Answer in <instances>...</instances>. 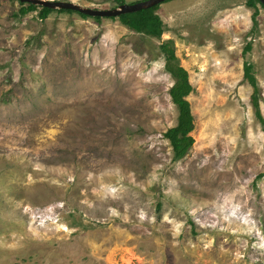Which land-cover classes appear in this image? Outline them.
I'll return each instance as SVG.
<instances>
[{
  "label": "rangeland",
  "instance_id": "374dc122",
  "mask_svg": "<svg viewBox=\"0 0 264 264\" xmlns=\"http://www.w3.org/2000/svg\"><path fill=\"white\" fill-rule=\"evenodd\" d=\"M246 2L166 0L154 38L0 0V264H264V132L243 76L247 61L264 120V8L253 31ZM165 40L192 86L178 159Z\"/></svg>",
  "mask_w": 264,
  "mask_h": 264
},
{
  "label": "trees",
  "instance_id": "16d2710c",
  "mask_svg": "<svg viewBox=\"0 0 264 264\" xmlns=\"http://www.w3.org/2000/svg\"><path fill=\"white\" fill-rule=\"evenodd\" d=\"M116 5L124 3V0H113ZM247 5L253 8V13L251 15L252 20V30H255L257 26V8L256 3L258 0H247ZM23 4V3H21ZM263 8L264 6L261 5ZM158 4L147 9H141L132 13H125L119 15L117 18L120 23L127 26L134 32L144 34L149 37L160 38L163 33L162 22L155 12ZM38 11V17L44 19L52 11V9L45 7H38L32 4H24L20 7L19 13L24 15L30 11ZM57 11L73 12L68 9H58ZM82 17H88L85 14L78 13ZM112 19L114 17H111ZM94 19L99 20L100 17H94ZM159 51L162 54L164 64L163 69L167 72L173 79L174 83L169 89V96L171 101L176 105L177 108V122L175 126L167 129L164 132V137L169 141L173 149V158L178 159L184 156L189 147L193 143L192 137L189 132L193 129V117L190 111L187 96L192 91V86L188 80L187 71L180 65L178 58L175 55L174 45L171 40L162 41L159 44ZM251 49L250 42L246 43L243 49V54ZM244 78L253 88V93L251 95V102L255 110V116L259 122L263 125L264 132V120L260 115L258 109V87L257 82L252 74V64L245 61L243 63Z\"/></svg>",
  "mask_w": 264,
  "mask_h": 264
},
{
  "label": "water",
  "instance_id": "95a60500",
  "mask_svg": "<svg viewBox=\"0 0 264 264\" xmlns=\"http://www.w3.org/2000/svg\"><path fill=\"white\" fill-rule=\"evenodd\" d=\"M22 3L36 5L38 7H45L49 9H68L90 17H118L121 14L132 13L141 9H147L166 0H140L134 3H122L109 9H94L88 6H83L71 1L61 0H19ZM264 6V0H258Z\"/></svg>",
  "mask_w": 264,
  "mask_h": 264
}]
</instances>
